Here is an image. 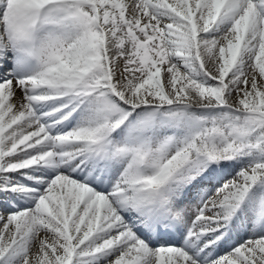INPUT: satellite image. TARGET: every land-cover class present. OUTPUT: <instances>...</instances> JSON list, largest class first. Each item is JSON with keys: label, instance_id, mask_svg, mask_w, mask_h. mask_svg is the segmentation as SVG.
<instances>
[{"label": "snow or ice", "instance_id": "6c2138e0", "mask_svg": "<svg viewBox=\"0 0 264 264\" xmlns=\"http://www.w3.org/2000/svg\"><path fill=\"white\" fill-rule=\"evenodd\" d=\"M0 264H264V0H0Z\"/></svg>", "mask_w": 264, "mask_h": 264}]
</instances>
